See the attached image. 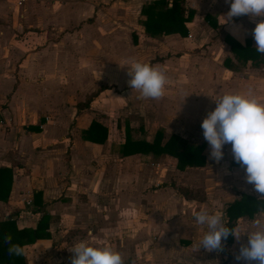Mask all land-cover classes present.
<instances>
[{"label":"crops","instance_id":"1","mask_svg":"<svg viewBox=\"0 0 264 264\" xmlns=\"http://www.w3.org/2000/svg\"><path fill=\"white\" fill-rule=\"evenodd\" d=\"M195 1L185 0L194 15L184 37H149L138 20L151 0H0V223L34 228L48 216V237L22 245L26 264H72L69 248L81 240L112 246L124 264H246L236 255L260 211L234 219L240 239L230 234L213 251L198 249L207 229L194 213L207 208L227 221L234 199H264L231 163V144L219 163L210 157L201 127L225 93L264 96V61L239 64L223 40L255 47L264 17L229 20L226 0ZM120 4L135 14L116 15ZM133 60L165 70L161 98L129 86ZM91 121L105 127L102 143L82 139ZM125 122L134 139L150 142L161 127L202 144L204 165L178 170L169 156H122Z\"/></svg>","mask_w":264,"mask_h":264},{"label":"clouds","instance_id":"2","mask_svg":"<svg viewBox=\"0 0 264 264\" xmlns=\"http://www.w3.org/2000/svg\"><path fill=\"white\" fill-rule=\"evenodd\" d=\"M230 3L227 13L233 17L247 15L251 19L264 17V0H226ZM257 53L264 55V19L256 22L252 30ZM129 86L140 93V98L159 99L165 94L167 75L164 69L150 62L133 60L128 65ZM216 107L207 113L201 127L203 136L210 146V157L217 163L224 156V146L231 144L234 160L245 169L246 182L264 197V96L257 95L251 88L238 92H228L215 99ZM198 225L206 226L198 249L203 246L208 251L222 250V241L231 234L237 240L242 233L228 227L221 212H210L202 208L194 213ZM247 244L240 246L237 260L246 264H264V208L260 216L251 224ZM9 255H24L25 249L11 242ZM73 253L72 264H124L122 255L108 244H97L91 240H81L69 248Z\"/></svg>","mask_w":264,"mask_h":264},{"label":"trees","instance_id":"3","mask_svg":"<svg viewBox=\"0 0 264 264\" xmlns=\"http://www.w3.org/2000/svg\"><path fill=\"white\" fill-rule=\"evenodd\" d=\"M138 20L142 25L144 33L149 37H162L168 34H178L184 37L187 34L186 22L191 21L194 9L185 6V0H151L140 7ZM210 26L215 27L216 23L207 15L204 16ZM223 40L228 44L233 57L239 64L244 65L248 62L256 66L264 61V55L257 53L249 40L243 44L230 37L228 34L223 36ZM132 41L136 43L135 35L132 33ZM229 60H226L230 67ZM104 88V87H102ZM85 104V103H83ZM125 122L124 140L118 151L122 156L134 155L136 153L151 154L154 158L159 156H169L174 159V166L178 170L185 167H199L204 165L205 157L201 153L203 145H195L187 139L176 134H165L164 129L158 127L150 142L134 139L130 135V129ZM107 131L96 121H91L88 127L82 131L83 140L94 143H102L106 138ZM233 165L241 166L237 162ZM264 208V199L241 198L234 199L225 208L228 227L231 228L232 221L237 217L245 216L251 218L254 213ZM48 216L41 215L34 228L16 229L14 222L6 220L0 223V264H26L23 255H9V244L5 243V237L11 236L14 244L25 245L33 243L37 239L47 238L48 232L46 222ZM230 240V238H229Z\"/></svg>","mask_w":264,"mask_h":264},{"label":"rangeland","instance_id":"4","mask_svg":"<svg viewBox=\"0 0 264 264\" xmlns=\"http://www.w3.org/2000/svg\"><path fill=\"white\" fill-rule=\"evenodd\" d=\"M196 2V4L198 5V4H200V3H202V0H196L195 1ZM194 3V2H193ZM127 8V9H126ZM134 8L136 9V6H124L123 4H120V5H116L115 6V11H116V15H118V13L117 12H119L120 14L123 12V11H125V12H127V14L128 15H130V16H133L134 14H135V12H134ZM123 10V11H122ZM120 40V44H122V38H120L119 39ZM107 102V101H106ZM137 114V113H136ZM136 114H133L132 113V115H131V118H133L134 120H135V123H133V124H138V120H137V115ZM114 118V117H113ZM109 119H111V118H109ZM117 119H121L122 120V118L120 117V118H117ZM114 120H116V117L114 118ZM137 120V121H136ZM121 122V121H120Z\"/></svg>","mask_w":264,"mask_h":264},{"label":"built area","instance_id":"5","mask_svg":"<svg viewBox=\"0 0 264 264\" xmlns=\"http://www.w3.org/2000/svg\"><path fill=\"white\" fill-rule=\"evenodd\" d=\"M23 2H24V0H16L17 6H20Z\"/></svg>","mask_w":264,"mask_h":264}]
</instances>
